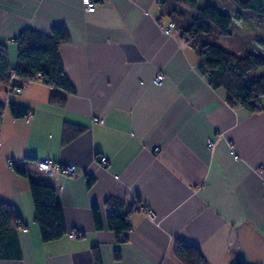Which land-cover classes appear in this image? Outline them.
I'll list each match as a JSON object with an SVG mask.
<instances>
[{"label": "crops", "instance_id": "obj_1", "mask_svg": "<svg viewBox=\"0 0 264 264\" xmlns=\"http://www.w3.org/2000/svg\"><path fill=\"white\" fill-rule=\"evenodd\" d=\"M163 11L159 0H102L92 13L82 0H0L11 65L19 32L64 25L70 40L60 58L76 90L37 80L14 98L19 93L0 89V200L28 224L16 233L21 258L0 264H185L175 254L178 238L209 264H264V97L259 113L232 108L187 38L163 31L170 20ZM251 24L262 39L246 36L264 54L263 23ZM160 73L161 87L153 84ZM58 91L63 106L49 101ZM10 103L30 115L5 116ZM75 127L83 130L68 138ZM44 158L77 171L47 176L37 167ZM28 178L57 189L68 232L82 235L42 242ZM111 197L125 201L131 231L124 242L106 222L95 229L91 208ZM136 201L144 210L132 208Z\"/></svg>", "mask_w": 264, "mask_h": 264}, {"label": "trees", "instance_id": "obj_2", "mask_svg": "<svg viewBox=\"0 0 264 264\" xmlns=\"http://www.w3.org/2000/svg\"><path fill=\"white\" fill-rule=\"evenodd\" d=\"M200 0H160L163 15L176 23V30L199 53L203 73L214 88L223 87L228 92V104L235 109L239 107L249 113H259L263 109L261 102L264 97V54L247 50L238 52L224 50L218 44V39L234 34V19L229 12L214 5L200 6ZM242 11L249 10L256 16V25L264 22V0H235ZM259 22V23H257ZM212 24L215 28L212 29ZM70 36L64 25L56 26L49 33L27 28L19 32L14 41L17 43V67L11 65L10 49L7 43L0 40V89L7 86L12 71L24 79L41 80L48 86L56 87L64 92H75L74 85L68 79L62 58L61 46L69 42ZM261 70L258 80L246 81L249 71ZM62 92H54L50 102L63 106L67 101ZM10 113L15 119L26 118L30 109L10 103ZM4 107L0 106V123L4 118ZM70 126L66 128V132ZM83 128L75 127L68 138L79 133ZM66 134V133H65ZM18 174L26 176L23 171L14 168ZM29 188L34 203L35 218L43 243L57 241L68 235L64 219V211L58 200L57 189L48 183H41L28 178ZM89 180L88 184H91ZM141 205L137 201L133 204ZM125 201L111 197L102 206H92V216L95 229L100 231L104 222L113 231L119 241L126 240L131 231L128 213L124 212ZM106 211L105 220L103 211ZM21 213L13 204L0 200V259H15L20 257L16 233L27 228ZM80 235H82L80 233ZM175 254L185 264H209L202 251L194 246H188L182 239L174 244ZM21 258V257H20ZM231 264H250L236 258Z\"/></svg>", "mask_w": 264, "mask_h": 264}, {"label": "rangeland", "instance_id": "obj_3", "mask_svg": "<svg viewBox=\"0 0 264 264\" xmlns=\"http://www.w3.org/2000/svg\"><path fill=\"white\" fill-rule=\"evenodd\" d=\"M214 5L215 7H218L221 10H225L226 12H229L231 14V16L234 19V34L232 36H224V37H220L218 40V44L221 48H223L224 50H229L232 52H237L238 49H243L245 51L251 49L254 50L255 52H257L259 49H255L257 47H255V45L258 46V42H254L253 39H250L246 36V34H251V35H256V38L258 39H262L260 36L258 35V33L262 32L260 29H258V26H255L254 24H251L255 19L256 16L253 12L249 11V10H245L242 11L239 6H237V4L235 3V0H201L200 2V6H205V5ZM240 12H243L242 17L246 16V15H250V17L247 19H244L245 17L240 19ZM246 14V15H245ZM242 20V21H241ZM264 27V22L262 25ZM215 28V25L212 24V29ZM253 28L254 32H253ZM264 29V28H263ZM264 34V31L263 33ZM241 44V45H240ZM264 49V48H263ZM262 75V71L259 70H254V71H249L248 74L246 75L245 80L248 81H254V80H258L259 77ZM24 93H19L18 95H14V97H18L19 95H22ZM10 111L8 110L5 113L6 115H9ZM67 236V235H66Z\"/></svg>", "mask_w": 264, "mask_h": 264}, {"label": "built area", "instance_id": "obj_4", "mask_svg": "<svg viewBox=\"0 0 264 264\" xmlns=\"http://www.w3.org/2000/svg\"><path fill=\"white\" fill-rule=\"evenodd\" d=\"M84 2V6H85V10L88 13H92L94 12L98 6L100 5V3L102 2V0H82ZM160 3V0H159ZM163 31H165V33L167 35L169 34H173L174 30L176 29V23L174 20H169V23L165 26H162ZM205 64V63H204ZM202 64V67L205 68V65ZM34 80L32 79H24L22 77H20L19 75L16 74V71H12L10 73V76L8 78V83L6 86V90L7 93H19V91H21L22 89H24L27 85H29V83L33 82ZM37 81H41L38 80ZM166 81V75H164L163 73L157 74V76L153 79V84L155 86H159L161 87V85L164 84V82ZM1 106V104H0ZM212 145V144H211ZM101 164H106L107 163V158L106 157H100L99 159ZM9 164H11L13 161L12 159H10ZM37 167L47 176L53 177L55 176V174L62 173L65 176H72L76 173L77 171V167L73 164H65V165H61L60 163L56 162L55 160H51V159H47L44 158L43 160H40L37 162ZM136 208L140 209V210H144L143 205H136ZM147 215L152 216L153 212L152 210H148L147 209ZM80 232H76L75 230H72L70 232H68V237L70 238H77L79 237Z\"/></svg>", "mask_w": 264, "mask_h": 264}]
</instances>
